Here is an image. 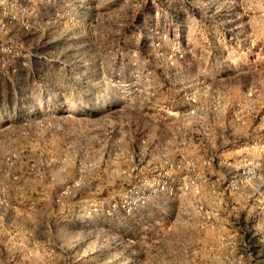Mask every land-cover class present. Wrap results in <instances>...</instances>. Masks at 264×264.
<instances>
[{
  "label": "rangeland",
  "instance_id": "374dc122",
  "mask_svg": "<svg viewBox=\"0 0 264 264\" xmlns=\"http://www.w3.org/2000/svg\"><path fill=\"white\" fill-rule=\"evenodd\" d=\"M0 264H264V0H0Z\"/></svg>",
  "mask_w": 264,
  "mask_h": 264
}]
</instances>
